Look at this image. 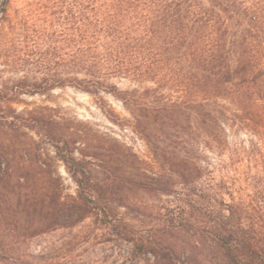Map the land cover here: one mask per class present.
<instances>
[{
  "label": "trees",
  "instance_id": "obj_1",
  "mask_svg": "<svg viewBox=\"0 0 264 264\" xmlns=\"http://www.w3.org/2000/svg\"><path fill=\"white\" fill-rule=\"evenodd\" d=\"M39 1L35 14L12 16V0H0V230L26 240L95 217L146 264H264V0ZM113 79L133 86L120 90ZM65 87L113 94L153 131L180 134L184 121L199 133L171 152L147 140L148 169L113 179L116 153L95 170L45 108L13 106ZM223 119L257 139L222 159L216 180L208 169L204 176L202 157L230 150ZM27 130L55 149L75 196L39 159L40 144L8 138ZM130 192L167 198L147 235L142 208L124 199ZM10 259L0 246V262Z\"/></svg>",
  "mask_w": 264,
  "mask_h": 264
},
{
  "label": "rangeland",
  "instance_id": "obj_2",
  "mask_svg": "<svg viewBox=\"0 0 264 264\" xmlns=\"http://www.w3.org/2000/svg\"><path fill=\"white\" fill-rule=\"evenodd\" d=\"M35 2L38 0H12V16L16 15V10L26 14L32 10L35 14ZM113 82L120 90L133 86L128 80L113 79ZM144 86L150 87L153 83L146 82ZM13 106L29 112L45 108L47 114L60 121L58 127L67 134L76 135L78 139L76 148L85 149L86 154L95 162L96 166H93L95 170L98 169L97 164L101 160H109L110 156L116 153L120 161L115 163L116 177L113 179H119L121 175L130 173L140 176L148 169L147 163H151L152 155L147 140L171 152L175 148L183 147L181 139L186 140L192 147L195 135L199 133L194 123L192 128L187 129L189 123L184 121H181L182 125L179 126L180 134L173 131L164 134L153 131L157 127L144 119L136 125L131 115V108L119 97L109 93L92 95L73 87L56 88L46 95L21 96V102ZM223 125L230 150L223 157L217 152L206 150L202 157L204 176L207 177L208 173L205 169H208L216 180L222 177V173L218 171L221 170L219 165L222 159L228 161L235 150L240 148L247 150L250 148V140L257 139L246 130L231 127V124L224 119ZM25 132V137L8 138L16 144L25 141L33 146L35 142L40 144L42 154L39 159L47 160L54 176L61 178L60 184L65 195L75 196L76 183L71 179L63 163L56 160L55 149L44 143L41 135L35 131ZM163 140L165 143L162 142ZM33 155L35 157V151ZM75 155H79L78 150L75 151ZM13 156L18 158L19 152L11 154V157ZM122 159L125 163H122ZM210 161L217 168L214 169L206 164ZM247 165L246 160L241 164L243 168ZM109 176L110 170L101 173V177L105 179ZM126 196L125 200L142 208L139 220L147 235L146 230L151 224V215L155 214L160 206H164L167 198L144 192H130ZM124 211L125 209H121V212ZM0 246L8 250L11 257L9 262H0V264H146L145 257L136 253L131 242L120 240L119 236L112 233L109 228L101 227L95 217H89L73 227L58 229L26 240L10 230H0Z\"/></svg>",
  "mask_w": 264,
  "mask_h": 264
}]
</instances>
